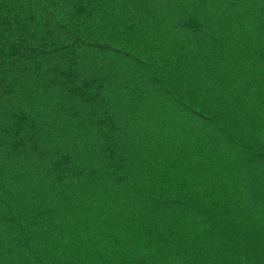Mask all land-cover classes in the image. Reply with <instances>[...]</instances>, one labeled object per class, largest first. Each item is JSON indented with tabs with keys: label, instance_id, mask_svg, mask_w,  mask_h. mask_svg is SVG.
Returning <instances> with one entry per match:
<instances>
[{
	"label": "trees",
	"instance_id": "trees-1",
	"mask_svg": "<svg viewBox=\"0 0 264 264\" xmlns=\"http://www.w3.org/2000/svg\"><path fill=\"white\" fill-rule=\"evenodd\" d=\"M0 264H264V0H0Z\"/></svg>",
	"mask_w": 264,
	"mask_h": 264
}]
</instances>
